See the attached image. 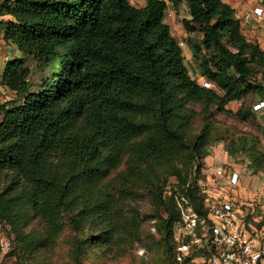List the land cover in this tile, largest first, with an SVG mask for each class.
<instances>
[{
  "label": "trees",
  "instance_id": "trees-1",
  "mask_svg": "<svg viewBox=\"0 0 264 264\" xmlns=\"http://www.w3.org/2000/svg\"><path fill=\"white\" fill-rule=\"evenodd\" d=\"M145 1L138 8L130 0H0L3 39L23 55L6 65L1 84L14 98L0 103V225L11 228L18 259L56 242L68 223L78 234L90 230L85 242L97 250L128 241L105 190L128 152L131 179H144L166 210L174 264L173 227L181 214L173 197L164 199L167 178H152L145 166L156 156L178 160L181 167L171 163L168 177L200 212L194 185L185 186L192 161L223 139L211 136V107L224 112L251 92L264 99L254 68L264 66V48L249 41L229 4ZM183 2L190 16L182 21L185 31L201 35L192 56L210 88L191 77L165 22L168 3L177 9ZM28 59L49 73L36 88ZM191 104L204 106V130L195 139L186 134ZM255 163L264 166V158ZM33 222L42 233L30 231ZM77 244L78 253L84 245Z\"/></svg>",
  "mask_w": 264,
  "mask_h": 264
},
{
  "label": "rangeland",
  "instance_id": "rangeland-1",
  "mask_svg": "<svg viewBox=\"0 0 264 264\" xmlns=\"http://www.w3.org/2000/svg\"><path fill=\"white\" fill-rule=\"evenodd\" d=\"M242 1L249 2V0ZM255 2L264 3V0H255ZM131 4L138 8L145 6L143 0H133ZM186 18H190L189 9L188 5L183 2L177 9L173 6L168 7L165 22L170 26L172 35L183 50L185 65L191 77L199 85H204L206 80L200 76L191 50V44L200 41L201 35L199 33L187 34L182 24ZM2 28L4 26L0 25V48L8 49L12 46L4 41ZM253 42L258 44L257 41ZM12 51H15L13 47ZM13 54L11 58H17L13 57ZM20 55L23 56L22 53ZM27 64L33 71L31 82L36 88L49 73L38 72L33 59H28ZM254 68L256 78L264 84V66L258 65ZM261 99L262 96L258 92H251L243 100L227 105L224 112L217 111L216 107H211L215 118L211 136L213 138L223 137V139L218 142L210 141L205 147V156L192 161V171L188 178V184L185 186L186 190L191 185H195L196 171L202 165L214 178H216L217 169H225L229 165L237 170L243 179L242 190L239 192L236 188L232 189L233 195L240 197L242 202L254 205H257L262 199L261 203L264 207V166L255 163L258 157L264 158V116L252 113V106ZM189 109L193 111L194 117L186 129V134L189 138L195 139L204 130V106L191 104ZM243 138L249 140V144L245 147L242 143ZM230 148L235 149V154L229 153ZM129 156L130 153L125 152L120 166L105 179V190L115 200L114 211L122 225V231L123 233L129 231V235H131L128 236V241L117 238L105 250H97L94 249L92 243L85 242L90 236V230H86L84 234H78L68 223L56 242H51L47 247L39 246L33 255L20 256L21 258L18 259L17 255L20 253L21 247L11 228L1 224L0 264H79L77 260H80V264H173L171 259L172 236L164 224L167 219L166 210L149 193L144 179L140 182L131 179ZM158 158L160 157L156 156L151 159L145 166L146 173H149L152 178L163 175L167 178L163 183L164 199L167 201L173 197L179 209L182 198L186 196L182 194V189L179 188L175 177H168V167L172 166L173 162L174 166L181 167V164L178 160L176 162L173 159L171 162L168 159L158 161ZM217 181L223 183L222 179H217ZM258 210L260 211L261 208L258 207ZM42 228L39 222H33L30 231L42 233ZM77 241H80V245H84L78 253Z\"/></svg>",
  "mask_w": 264,
  "mask_h": 264
},
{
  "label": "built area",
  "instance_id": "built-area-1",
  "mask_svg": "<svg viewBox=\"0 0 264 264\" xmlns=\"http://www.w3.org/2000/svg\"><path fill=\"white\" fill-rule=\"evenodd\" d=\"M252 20L264 21L263 3L244 14V24ZM204 86L211 87L207 82ZM252 113L264 116V99L252 106ZM196 176L202 209L198 212L190 199L182 198L181 220L174 227V264H264L262 199L254 205L233 195L232 189L242 190L243 179L229 165L217 169L216 178L204 166Z\"/></svg>",
  "mask_w": 264,
  "mask_h": 264
},
{
  "label": "crops",
  "instance_id": "crops-1",
  "mask_svg": "<svg viewBox=\"0 0 264 264\" xmlns=\"http://www.w3.org/2000/svg\"><path fill=\"white\" fill-rule=\"evenodd\" d=\"M132 1L133 0H130L131 3H132ZM143 1H144V5H145L146 1L145 0H143ZM223 1L227 4H229L233 9H235L236 18L238 20H240L241 24L243 25L244 32H245L247 38L249 39V41H252V42L257 41L260 44V46L263 47V45H264V21L258 22V21L252 20L248 24H244V22H243L244 14L248 10H250L256 6H261V3H259V2L254 3L255 0H249V2L242 1V0H223ZM263 5H264V3H263ZM170 6H173V5H170V3H168V7H170ZM11 46L13 47V49H15L14 52L12 51V47H9L8 49H5L3 47L0 48V103H4V102L8 101L9 99L13 98V96H14L13 92H11L9 89H7L6 87H4L1 84L2 75L4 73L6 65L9 62H11L12 60H14L11 58L12 53H14L13 57H17V58L21 57V55H20L21 52L12 44H11ZM10 49H11V51H9Z\"/></svg>",
  "mask_w": 264,
  "mask_h": 264
}]
</instances>
